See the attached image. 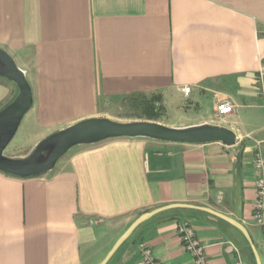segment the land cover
<instances>
[{
  "label": "crops",
  "instance_id": "obj_1",
  "mask_svg": "<svg viewBox=\"0 0 264 264\" xmlns=\"http://www.w3.org/2000/svg\"><path fill=\"white\" fill-rule=\"evenodd\" d=\"M0 47L32 86L29 123L41 136L109 117L102 103L144 94L159 97L169 117L157 122L223 125L239 146L112 138L73 147L40 176L0 170V264H101L141 214L169 205L179 206L144 222L111 264H143L142 242L162 264H196L178 233L184 221L209 264H257L244 235L204 209L235 216L238 156L243 224L264 264V225L253 219L254 161L264 157V0H0ZM18 89L0 77V109ZM222 100L231 114L219 115Z\"/></svg>",
  "mask_w": 264,
  "mask_h": 264
},
{
  "label": "water",
  "instance_id": "obj_2",
  "mask_svg": "<svg viewBox=\"0 0 264 264\" xmlns=\"http://www.w3.org/2000/svg\"><path fill=\"white\" fill-rule=\"evenodd\" d=\"M0 77L13 81L19 88L15 98L0 109V170L5 173L19 177L40 176L52 171L58 161L73 147L95 144L112 138H150L192 144L221 142L225 146L239 150L236 132L223 125L203 123L172 127L149 120L117 121L109 117H91L52 132L42 139L27 156L11 157L5 154V150L17 134L25 115L33 106V90L15 58L2 47H0ZM240 163L241 159L238 156L235 173V216L204 209L237 228L251 246L257 264H261L252 236L243 224V185ZM178 206H164L141 214L120 236L101 264H109L119 249L144 222L164 210Z\"/></svg>",
  "mask_w": 264,
  "mask_h": 264
},
{
  "label": "built area",
  "instance_id": "obj_3",
  "mask_svg": "<svg viewBox=\"0 0 264 264\" xmlns=\"http://www.w3.org/2000/svg\"><path fill=\"white\" fill-rule=\"evenodd\" d=\"M260 73L261 76L264 77V66L262 67ZM182 90L185 94H189L191 87L185 86ZM217 111L221 116L229 115L234 111L233 104L228 100H222L217 106ZM254 163L257 171V199L255 202L253 219L257 225H264V157L261 154H258ZM178 233L185 251L192 255L195 263L209 264L208 257L205 252L206 246L197 236L194 227L189 222H181L178 225ZM139 248L143 264H162L156 259L152 248L147 243H140ZM235 264L244 263L238 258Z\"/></svg>",
  "mask_w": 264,
  "mask_h": 264
},
{
  "label": "rangeland",
  "instance_id": "obj_4",
  "mask_svg": "<svg viewBox=\"0 0 264 264\" xmlns=\"http://www.w3.org/2000/svg\"><path fill=\"white\" fill-rule=\"evenodd\" d=\"M18 64V63H17ZM148 98L151 95H146ZM101 113L109 115V118L117 120V121H134L138 120L137 116L141 114V111L132 105L131 101H111L109 103L101 104ZM30 111L25 116L17 134L5 150V154H29L35 148V146L46 136L39 135L38 130L29 123ZM159 121L167 122L169 121V117L166 112H162L160 114ZM120 222L117 221L115 225H119ZM111 264V261L109 262Z\"/></svg>",
  "mask_w": 264,
  "mask_h": 264
},
{
  "label": "trees",
  "instance_id": "obj_5",
  "mask_svg": "<svg viewBox=\"0 0 264 264\" xmlns=\"http://www.w3.org/2000/svg\"><path fill=\"white\" fill-rule=\"evenodd\" d=\"M125 101H131L132 105H134L141 111V114L137 116L138 120H149L157 122L159 121V118L161 116L160 114L164 112V107L158 104V101H160L159 97H153L152 99H150L144 94H135L127 97ZM133 235L130 237V239L133 237ZM130 239H128L127 242Z\"/></svg>",
  "mask_w": 264,
  "mask_h": 264
}]
</instances>
